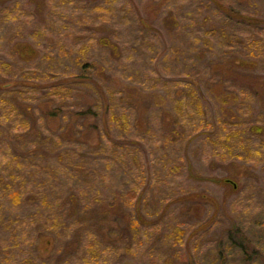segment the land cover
Wrapping results in <instances>:
<instances>
[{
  "label": "rangeland",
  "instance_id": "374dc122",
  "mask_svg": "<svg viewBox=\"0 0 264 264\" xmlns=\"http://www.w3.org/2000/svg\"><path fill=\"white\" fill-rule=\"evenodd\" d=\"M57 1L0 0V17H3L0 19V46H2L0 47V61L14 62L19 66L23 64L22 61L18 62L16 54H12L11 51L14 42L19 43L20 40L34 46L33 56L35 57L28 64L30 67L43 59L45 50V54L50 53L53 56L56 53L66 52L68 54L65 58L68 60L76 58L77 55L81 56L83 44L90 46L92 38H98L97 36L100 35L95 31L87 32L85 28L80 31L84 23L82 20L74 22V33L71 31L68 34L61 33L64 35L59 36L56 31L50 30L58 27L56 17L59 15L58 11L75 15L85 12L83 8L86 6L94 7L98 3H104V12L107 15L105 20L108 21L111 16L114 27L122 26L123 29L126 25H139L141 22H138L139 19L136 20V18L140 17L145 25H150L148 31L143 29L141 36H146V32L149 33L150 35L147 36L159 43L160 47L162 44L163 48L172 43L171 35L175 32V27L172 28V26L174 24L182 26L185 22L183 15H187L184 25L190 29L194 27V21L189 17L199 18L195 26L199 36V31L208 27L200 21L205 14L211 15L212 24L218 25L224 18L220 13L215 12V8H220L223 13L228 11L223 8L228 5L227 0L223 3L219 0H209L210 3L208 1L205 3L206 1L203 0L204 5L200 4V6L196 0H68L69 3L63 2L62 5ZM249 1L253 2V6H261L260 10L264 9V0ZM206 4H209L207 8ZM196 8H199L198 12H194ZM247 9V11L251 10L250 7ZM115 12L117 17L112 16ZM124 13L128 14L124 15ZM169 14H172L175 19L172 21L166 19ZM237 15L244 16V13ZM246 17L247 20L239 19V25L236 28L244 29L245 23L255 25L254 30L246 32L247 35L254 33L253 36L263 39L264 19L258 17L262 20L259 22L255 17ZM42 19L43 22H41ZM35 27L40 30L44 29V31L35 32ZM7 29L11 32L18 30L20 33L15 35L9 32L7 34ZM76 36H80L81 41L78 42V47L72 48L69 44L76 40ZM242 36L246 37L245 34ZM47 43H51L49 44L51 47ZM67 45L71 49H68ZM149 51L150 49H142L141 52L132 53L134 69L140 70L139 78H142L146 85H139L140 87L137 88L139 83L131 82L130 78L121 74L118 75L122 82L135 87V89L132 88L133 94L128 92L129 95L134 96L130 101L131 108L125 105L122 108L126 109L133 121L132 134L134 135L129 136L131 139L135 136L140 139L150 126L157 130L160 128L162 132H169L174 125L171 110L174 107L173 103L166 98V104L157 105L156 96L164 97L165 92L175 94L180 89H184L183 85L177 88L166 85L165 88L159 87L158 89L155 88L156 86H151L155 84L152 78L157 74L147 60ZM233 52L236 53V51ZM191 53V55L199 56L198 49ZM236 55L232 57V61L218 60L211 53L205 57L206 60L214 59L207 70L208 78L214 80L201 87L199 98L202 109L207 110L210 119L198 115L197 108L192 104L187 106L182 103L181 107H178L180 118L185 117L186 122L190 121L189 123L197 126L198 122L195 124V119L200 116L210 124L207 128H195L196 133L194 131L188 136L189 139L182 155L184 169L174 180V194L162 202L161 199L155 197L157 188L146 190L141 185L135 194L136 204L134 198L133 203L132 201L122 202L120 198L114 199L113 202L105 200L93 205V209L84 214L87 216L85 218L86 228L90 223L99 234L101 232L104 234V236L100 234L102 238L96 237L94 241L98 247V253L94 256L96 260H100V264H190L189 261L197 264L204 259L203 254L215 252V248L223 250L224 238L229 233L236 240H241L242 237L235 232L234 227L240 229L247 239L244 241L245 245L248 244V248L257 250L260 258L258 264H264V190H260L264 189V166L257 163L258 165L253 168L251 161L228 160L218 156L207 158L202 149L204 133H220L222 130L218 127L225 126L226 119L232 121L231 125L233 124L234 128L231 130L234 132L245 125L252 127L264 123V56L251 58L243 54L236 53ZM15 56L16 59H13ZM24 58L30 60L32 55ZM187 64H190V60ZM46 66L47 64L42 67L41 71L32 68V71L40 77H34L36 75L32 74L27 77L15 76L9 71L15 76L12 78L8 73L3 72V68L2 70L0 68V100L9 104V111H16L23 117V121L13 128L20 132L27 130L28 137L35 141L39 138L33 130L40 129L46 135L49 134L45 137L46 141L63 142L72 145L78 152L94 153L100 145V127L108 119V116L104 114L105 111L101 112V108L106 105L104 95L113 94L111 85H108L107 79L102 82L100 77L95 76L94 71L81 85L76 83V79L72 77L67 81L62 75L49 77L51 74H43ZM160 75L163 77V74ZM16 88L19 94L13 93ZM116 94H118L116 97L120 98L121 90L117 89ZM223 94L227 95L225 101L220 98ZM13 97L24 102L25 106L29 105L27 111L21 109L17 102H13ZM63 100L65 101L63 105H57V102ZM50 108L51 110L52 108L62 110L58 111V116L49 118ZM190 115L195 119H190ZM104 116H106L105 120ZM47 122L56 128L54 132L44 126L48 124ZM223 134H220L219 142L223 140ZM104 143L107 145L105 140ZM233 143L237 144L236 139ZM141 146L148 147L143 142ZM149 156L150 154L144 153L148 162L150 161ZM146 165L143 164L141 167L140 176L143 178H145L144 175L150 174L146 169L148 165ZM232 182L236 184V188ZM249 188L250 191L256 189L257 194L250 192L248 200L244 201L242 195L247 193ZM165 203L168 205L165 206ZM119 207H122L121 210L125 208V213L122 212L123 210H118ZM130 219L132 226L135 225L139 232L132 243L126 247L124 246L126 238H123L121 228H124ZM176 232L182 234V239L176 240L175 243L173 237ZM91 238L84 239L86 245ZM35 247L31 248L34 249L35 254L28 264H49L48 259L51 255L57 259L58 252L62 248H72L68 240L55 239L48 233H42L35 238ZM223 252L227 256L225 264H235L232 261L229 262L228 252L226 250ZM235 256L237 255L234 254ZM220 261V263L223 262ZM220 263L215 262V264Z\"/></svg>",
  "mask_w": 264,
  "mask_h": 264
},
{
  "label": "trees",
  "instance_id": "16d2710c",
  "mask_svg": "<svg viewBox=\"0 0 264 264\" xmlns=\"http://www.w3.org/2000/svg\"><path fill=\"white\" fill-rule=\"evenodd\" d=\"M196 1L199 6L200 4L204 5L203 0ZM205 1V3L207 1L210 3L209 0ZM219 1L223 3L226 0ZM227 1L228 5L223 6L228 9L227 12L223 13L220 8H215V12L220 13L224 20L220 21L218 25H214L212 16L205 14L200 21L208 27L199 31V36L196 33L197 27H195L199 18L189 17L194 21V27L190 29L185 27L187 15H183L185 22L182 26L178 24L172 26V28L175 27V32L171 35L172 43L164 48L162 44L160 47L154 39L151 40V37L147 36L150 35L149 33L146 32V36H141L140 33L143 34V29L148 31L150 25H145L140 17L136 18V20H140L138 22H141L139 25H126V28L123 29L122 26L114 27L111 16L108 21L105 20L107 15L104 12V3H98L96 4L98 6L94 7L86 6L83 8L85 12L75 15L58 11L59 15L56 16L58 27L50 29L56 31L59 36L64 35L61 33L68 34L71 31L74 33V22L83 20L84 23H82L80 31L85 28L87 32H97L100 36H97L98 38L91 37L90 46L83 44L81 56L77 55L76 58L68 60L65 58L68 54L66 52H64L65 54L56 53L53 56L50 53L45 54V50L43 59L35 66L30 67L28 64L35 57L33 56L34 46L24 40H20L19 43L14 42L11 49L12 54H16L18 62L22 61L23 64L19 66L14 62L0 61L1 70L3 68V72L8 73L12 78L15 76L27 77L31 74L36 75L34 77H40L32 71V68L41 71L42 67L47 64L44 75L51 74L49 77L62 75L66 81L72 77V79H76V83L81 85L86 77L94 71L95 76L100 77L102 82L107 79L108 85H111L113 89V94L104 95L106 105L102 106L101 112L105 111L104 114L108 116V119L105 120L106 116L103 117L105 122L102 123L99 131L100 145L98 150L90 154L78 152L75 147L63 142L46 141L45 137L49 134L46 135L40 129L33 130L39 139L31 140L27 130L20 132L13 128L23 121L20 113L9 111V104L0 100V264H28L35 254L34 249H31L36 248L35 238L42 233H48L55 239L68 240L72 247L62 248L58 252L57 259L51 255V258L48 259L49 264H100V260H96L94 256L98 253V247L94 241L96 237L99 238L104 234L101 232L100 235L90 223L88 228L85 226L87 216L84 214L90 212L93 205L105 200L113 202L116 198H120L122 202L132 201L133 203L136 199L137 188L141 185L146 190L157 188L155 197L161 199L162 202L174 194V180L184 169L182 155L189 139L188 136L193 134L195 128H207L210 124L200 117L210 119L207 110L201 107L199 96L201 87L214 80L208 78L207 71L214 59L206 60L205 57L211 53L218 60L232 61L231 59L236 53L251 58L264 56V38L253 36L254 33L249 35L246 33L254 30L255 25L245 23L244 29L240 27L237 29L240 18L247 20L245 16H252L251 18L255 17L259 22L262 21L258 17L264 19V9L260 10L261 6L259 5L253 6V2L249 0ZM57 2L61 5L63 2L69 3L68 0L62 2L58 0ZM208 5L206 4L205 7L207 8ZM249 7L251 10L247 11ZM198 9L196 8L194 12H198ZM237 12L244 13V16H238ZM126 14L128 13H124V15ZM112 16L117 17L116 12ZM2 18L0 17V19ZM166 19L172 21L175 18L169 14ZM8 30L7 34L11 32ZM50 30L48 31L50 32ZM34 31L41 32L44 29L40 30L35 27ZM13 33L17 35L20 32L14 30L11 34ZM243 34L246 37H243ZM80 38V36H76V40L69 46L78 47ZM49 44L51 43H47L51 47ZM69 46L67 45L68 49ZM142 49H150L147 53V60L157 74L152 78L155 84L149 85L156 86L157 89L165 88L166 85L176 88L183 85L184 89H180L175 94L174 92H165L164 97L156 96L157 105L166 104V98L173 103L174 107L171 110L174 125L169 132H162L160 128L157 130L150 126L140 139L136 136L131 139L129 136L134 135L132 134L133 121L126 109L122 108L124 105L131 108L130 101L134 96L129 93L133 94L132 88L135 89V87L122 82L118 75L121 74L130 78L131 82L139 83L137 88L140 87L139 85H146L144 80L139 78L140 70L134 69L135 65L132 60V53L141 52ZM195 49H198L199 56L191 55ZM76 53L79 54V51L76 50ZM23 55L24 57L32 55V58L27 60ZM16 56L13 59H16ZM192 56L195 60L192 59ZM189 60L190 64H187ZM160 74H163V77ZM117 89L122 92L120 98L116 97ZM13 93L19 94L18 88L14 89ZM226 97L227 95L223 94L220 98L225 101ZM12 99L13 102L19 104L21 109L27 111L29 105L25 106L24 102L18 98L13 97ZM62 103L65 101L57 102V105H63ZM182 103L187 106L192 104L197 108L196 112L200 115H197L199 118L195 119L192 115L189 116L190 119H195V124L198 122L197 126L189 123L190 121L186 122L185 117L181 116L180 118L178 107H181ZM54 109L48 110L49 118L58 116V111L62 110ZM201 122L204 124L202 125ZM218 122L221 123L219 120ZM231 122L230 119H226L225 126L218 127L219 130H222L220 133H204L202 149L205 156L207 158L218 156L228 160L251 161L253 168L258 165L257 163L264 166V123L252 127L245 125L238 130L239 132H234L231 130L234 128ZM44 126L52 132L56 129L50 125V122ZM224 131H226L225 135ZM220 134H223L224 138L219 142ZM234 139L237 144L233 143ZM104 140L108 146L105 145ZM141 142L148 147L141 146ZM24 144L28 145L23 146ZM144 153L150 154L149 162L144 157ZM146 163L148 165L146 169L150 174L144 175L145 178H143L140 176L141 167ZM233 184L236 188V184L232 182ZM250 192L257 194L256 189L250 191L249 188V191L242 195L244 201L248 200ZM121 208L119 207L118 210ZM122 210L124 212L125 208ZM132 225L130 219L126 226L121 228L123 238H126L124 241L126 247L132 243L139 232L136 226ZM234 229L242 237L241 240H236L229 233L224 238L223 250L215 248V252L203 254L204 259L197 264H215V262L220 263V260L223 261L220 264H225L227 262V256L223 254L225 250L230 255L229 262L232 261L235 264L260 263L257 250L248 248V244L246 246L244 243L247 239L240 229H236V227ZM89 237L92 238L86 245L84 239L87 240ZM173 238L176 243V240L182 239V234L176 232ZM70 249L71 252H69ZM234 254L237 256L234 257ZM213 261L215 262L212 263ZM189 263L196 264L192 261Z\"/></svg>",
  "mask_w": 264,
  "mask_h": 264
}]
</instances>
